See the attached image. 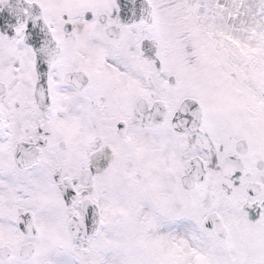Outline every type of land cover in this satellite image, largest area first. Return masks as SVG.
Returning <instances> with one entry per match:
<instances>
[{
  "label": "snow or ice",
  "instance_id": "obj_1",
  "mask_svg": "<svg viewBox=\"0 0 264 264\" xmlns=\"http://www.w3.org/2000/svg\"><path fill=\"white\" fill-rule=\"evenodd\" d=\"M0 264H264V0H0Z\"/></svg>",
  "mask_w": 264,
  "mask_h": 264
}]
</instances>
